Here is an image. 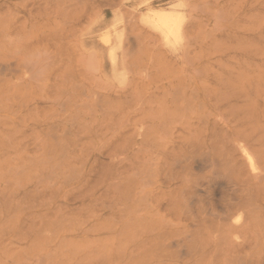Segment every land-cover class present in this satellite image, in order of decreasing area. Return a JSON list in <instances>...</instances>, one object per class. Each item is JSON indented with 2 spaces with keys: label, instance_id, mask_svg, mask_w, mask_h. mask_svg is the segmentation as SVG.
<instances>
[{
  "label": "rangeland",
  "instance_id": "rangeland-1",
  "mask_svg": "<svg viewBox=\"0 0 264 264\" xmlns=\"http://www.w3.org/2000/svg\"><path fill=\"white\" fill-rule=\"evenodd\" d=\"M1 1H7V4L2 6L0 3V264H223L221 261L226 253L222 250L215 251L211 256L208 251L193 250L184 239L193 232L190 228L193 224H201L198 230H205L210 237L215 231L216 236L219 215L223 216L230 205L234 208H230L229 212H237L235 207L237 203H242L240 199L251 206H247L248 209L259 203L255 197L259 189L253 188L242 194L229 179L232 175L229 163L222 166V170H231L230 173L225 171L223 174L219 166L227 162L228 156L243 166V156L235 148L238 130H243V135L249 133L253 136V132L264 135V84L261 82L264 81V0H150L153 5L149 6L153 9L170 11L174 17L181 19L182 29L178 38L163 41L149 29L141 27L142 31L125 26L121 29L125 39H115L110 48L103 45L101 38L110 34L114 39L118 28L113 24V13L106 7L89 11L95 20L74 24L63 20H32L27 15L29 8L24 9L23 6L35 0ZM136 5L131 9L136 10ZM32 13L38 14L37 11ZM138 30L141 31L139 34ZM199 31L201 36L196 37ZM196 38L207 41L201 48L204 55L197 60L191 59L187 53L188 42ZM223 47L232 48L224 50ZM111 50L115 57L113 64L106 56ZM94 52L103 58L100 73L88 58ZM151 53H154L153 56ZM165 61L173 69H183L188 77L192 74L199 76L200 84L210 81L219 87L221 83L218 80L215 82L211 74L216 71L222 75L226 86H222L219 92L220 95L225 92L230 100L219 102L222 112L213 107L209 111L214 110V122L220 119L219 114H225V120L230 121L226 126L231 128L229 137L232 139L224 141L226 147L221 146L222 149L218 150L219 146L214 148L208 138L203 145L192 138L185 140L183 137L188 134L186 128L189 127L187 112L186 119L177 117L182 116L177 113L167 116L166 125L165 119L162 120L166 132L158 138L160 141L156 139V143L151 144L148 138H145L146 143L143 139L132 140L134 146L129 144L128 148L123 146L122 149L132 134L128 130L138 127L145 130L150 125L148 118L127 113L133 111L128 103H124L125 100L129 102L132 96L128 91L130 77L140 70L146 73L167 70ZM126 62L133 65L128 66ZM87 65H92L93 70ZM117 93L122 95L123 102L119 103L124 104L120 108L123 113L114 116L116 121L109 133H104L102 127L105 123L100 115L102 108L97 104V98L92 101L88 95H114L117 99ZM218 99L213 97L211 105L217 106ZM234 104L246 108L252 106L249 108L254 110L256 129L251 128L253 121L248 123L245 120L250 110L243 107L239 110ZM233 106H236L233 111L237 108L239 114L229 112ZM240 119L243 123H236ZM184 124L186 126L183 127ZM117 131L127 133L117 141L111 140ZM116 145H120L117 147L119 150ZM212 155L222 157L217 160ZM59 163L61 165L58 166ZM215 163L224 176L217 175L220 173H217ZM133 179L138 186H132ZM130 180L132 184L128 187L133 189L131 193L128 187H124L125 184L121 187L125 191L128 188V194L122 192L123 189L119 190L121 187L117 189L116 185L113 186L117 181L127 183ZM166 181L171 184L169 188ZM137 182L144 185L140 186ZM180 187L184 192L178 191ZM169 191H173L170 203L162 196ZM129 193H133L130 198ZM132 207L134 211L130 209ZM168 209H171L169 216ZM123 211L126 214L124 218L120 217ZM165 215L173 221L172 230L165 227ZM214 220L216 225L213 228L210 222L214 223ZM141 223L146 225L144 228L147 231H143L140 225L141 228L137 227L142 229H139L142 234L133 235L137 230L134 227ZM122 232L129 235L125 237ZM133 236L137 238L132 241L130 238L133 239ZM241 238L237 241L244 244ZM249 243L254 247L252 241ZM245 246V249L234 248L237 252H230L231 255H227L224 261L243 264L241 256L251 252L250 244L245 243ZM179 250L186 252L180 254ZM107 253L109 257H106ZM215 253L221 255V260ZM150 257L154 259L150 261ZM254 264H264V257L254 261Z\"/></svg>",
  "mask_w": 264,
  "mask_h": 264
},
{
  "label": "bare ground",
  "instance_id": "bare-ground-1",
  "mask_svg": "<svg viewBox=\"0 0 264 264\" xmlns=\"http://www.w3.org/2000/svg\"><path fill=\"white\" fill-rule=\"evenodd\" d=\"M0 3H2V6L3 5H6L7 4V1H1ZM137 3V8L136 10H139L140 8H142L143 6H145L147 4V0H35V1H31L30 3L28 4H25L23 6L24 9H27V15L29 16V18L31 17L32 20H37V19H47V20H50V21H59V20H63V21H66V22H71V23H74V24H79V23H82L86 20H89L90 22L95 20V16L94 15H91L89 14V11H92L94 10L95 8H102V7H106L107 9H109L111 12L114 10V9H118V11H120L122 14H116V12H112L113 13V24H115V27L118 28L120 26H129L131 28H137L138 29V26L139 24H143L144 26L150 28L151 30H153L154 32L160 34L161 36H163L164 38H168V37H174L177 33V28H178V23L176 22V20L174 18H172L171 16L165 14V13H148L147 15H141V14H137L136 13V10L133 9L131 10L130 9V6L131 4H136ZM53 8V10H51ZM196 10V9H195ZM33 11H37L38 14H33L32 12ZM40 11H43L44 13H40ZM80 12V13H79ZM195 12V11H194ZM79 13V14H77ZM33 15V16H32ZM212 15V14H211ZM218 17V16H216ZM262 18V17H261ZM17 20H19V18H17ZM264 20V19H263ZM192 22V21H191ZM263 23V22H262ZM205 25V24H204ZM130 28V29H131ZM198 29V28H197ZM210 30V29H209ZM192 31V29H191ZM139 31L138 30V34H139ZM193 32V31H192ZM200 32V31H199ZM131 33H133L131 31ZM211 33V32H210ZM134 36H135V33H133ZM207 34V33H206ZM132 35V34H131ZM193 35V34H191ZM199 36H196V37H200L201 36V32L199 34H197ZM211 34H209L208 36H210ZM118 36V32L114 34V37ZM142 36V35H140ZM144 36V35H143ZM148 36V35H147ZM100 37V36H99ZM207 37V36H206ZM145 40H147L148 38L144 37ZM143 38V39H144ZM125 39V38H124ZM201 39V40H200ZM207 39V38H206ZM131 40V39H130ZM112 41L113 39H111V35L110 34H106L104 35L102 38H101V42L103 43V45L106 46V48H110L111 45H112ZM138 41V39L136 40ZM150 41V40H149ZM202 41V42H201ZM125 42V41H124ZM142 42V41H141ZM140 43V42H139ZM207 43V41L204 40V38H199V39H194L190 42H188V55L191 56V59H196L197 58L199 59V57L203 56L204 53H203V50L201 49L203 46V44ZM213 45V44H212ZM211 45V46H212ZM219 45V44H218ZM239 45V44H238ZM126 46V45H125ZM234 47V46H233ZM251 48L250 46H246V48ZM126 48V47H125ZM214 48V47H213ZM220 48V47H218ZM224 48V47H223ZM227 50L228 48H232V47H225ZM224 48V50H225ZM235 49L238 48V47H234ZM233 48V50H234ZM253 48V46H252ZM256 48V47H255ZM243 49H244V46H243ZM122 50V49H121ZM141 50V48H140ZM138 50V51H140ZM223 49H221V51H218L219 53L222 52ZM231 51V50H230ZM244 51V50H242ZM123 52V51H121ZM216 52V51H215ZM238 52V51H237ZM159 53V52H158ZM246 53V52H245ZM145 54V53H144ZM154 54V53H153ZM153 54L151 53V55L153 56ZM185 54V53H184ZM216 54V53H214ZM123 55V54H122ZM148 55V54H147ZM150 54L148 55L149 57L151 56ZM158 55H161V54H158ZM108 56L110 57V60H111V63L114 61V52L113 50H111L109 53H108ZM146 56V55H145ZM88 58L90 59L91 63L95 66V68L98 70V72L100 73L101 72V67H102V63H101V60H100V54H98L97 52H94L92 54H89L88 55ZM151 59H153L152 57H150ZM150 58H147L149 59V62L151 61ZM156 58H157V53H156ZM154 58L156 61L157 59ZM183 59V58H182ZM162 60V59H161ZM110 62V61H109ZM166 62V61H165ZM89 62V64H91ZM127 64L126 65H133L131 64V62H126ZM148 63V62H147ZM167 63V62H166ZM169 63V62H168ZM166 64V68L167 70H163L162 69H159V72H151V73H146L144 71H138L136 72L135 74H133L130 79H131V82H130V91L132 96H131V100H129V102H125L124 103H128V106L129 108H133V111H129L127 113H130L134 115V117L136 116H143V117H146L150 120V125L149 128L147 129V126L146 128H144L145 130H143L142 128H134L132 131L131 129L128 130L127 132H132L131 136L128 137L127 141L124 143V145H122V149H123V146H127V148L129 147V144H131L132 146L133 143H132V140H142L143 139V142L146 143L145 141V138L148 140L151 141V144H154L156 143V139L160 138L162 136L163 133L166 132V128L162 127V120L165 119V125H166V118L168 115H174L175 114H181L182 116H179V115H176L177 117H184L185 114H187V112L189 113V117L187 118V123L189 125V127H187L186 129L188 130V134L183 137L185 138V140L189 141L191 138L194 140V142L196 143H201L202 145L204 144V142L206 143L207 141V138L211 141V144L214 145V148L218 147L217 149L220 150L222 149L223 147H226L227 145L224 144V141L227 140L228 142V139L231 137L230 134H231V128H228V126H226L227 122H230V121H227L225 120V114H219L220 116V119L218 121H215L217 123H215L214 121H212V116L214 115V110H210V107H213L216 111L220 112L219 110L221 109V112H222V105L219 103V102H225V100H227V102L230 100V97L227 98L226 95H225V92H224V95L225 97H223V99L221 98L222 96L224 95H220V88L223 86L225 88L226 86V81L222 78V75L216 73L215 72H212L211 76L215 79V82H217L218 80V83H221V85H219V87L217 86H214L212 85V82L210 81H205L203 83H199V76L197 75H193L192 74V77H188L185 75V72L184 70H178V69H173V67H171L169 64ZM87 64H88V60H87ZM113 64V63H112ZM135 64V63H134ZM161 64V63H160ZM160 64H158L160 67ZM85 65H86V62H85ZM151 65V64H150ZM165 65V64H164ZM222 65V64H221ZM245 65V64H244ZM87 66H90V65H87ZM91 70H93L92 68V65L90 66ZM89 70V69H88ZM156 70V69H154ZM158 70V68H157ZM259 71V70H258ZM257 71V72H258ZM143 72L145 74H143ZM206 72V71H205ZM98 73V74H99ZM195 73V72H194ZM198 74V73H197ZM202 74V73H201ZM258 74V73H257ZM256 74V75H257ZM255 75V76H256ZM211 76L208 75V77L210 78ZM201 77V76H200ZM264 77V76H263ZM258 78V77H257ZM128 79V78H127ZM243 80V79H242ZM129 82V81H128ZM244 82V81H243ZM261 82H263L264 84V81L261 80ZM243 84V83H242ZM246 84V83H245ZM233 85V84H232ZM242 87V86H241ZM233 88V87H232ZM124 89V88H123ZM240 91V90H239ZM242 91V90H241ZM129 92V93H130ZM243 93V92H242ZM256 94V93H255ZM116 98L117 99H114V95H110V96H104L102 97V95L100 94H91V95H88L89 98L92 99V101L97 98V104L102 108L101 112H100V115L105 123V125H103L102 129L105 130L104 133H109V129L112 125L113 122L116 121V118H114V116L118 115V114H121L123 112H121V109L122 108L121 106H123L124 104H121L119 102H123L122 101V95L121 94H116ZM233 96V94H232ZM213 97H218L220 99H218L219 101L217 102V106H212L211 105V102H212V99ZM249 98V97H248ZM232 99V97H231ZM224 100V101H223ZM246 101H249L247 99H245ZM128 101V100H127ZM253 103V102H252ZM121 104V105H120ZM216 104V103H215ZM250 104V103H249ZM231 108V103L228 104ZM236 105V104H234ZM237 108H239V110L243 109L244 110H248L249 114L246 113V117H245V120H248V123H252L253 121V112L254 110H252V106H249V107H245V106H241L240 104L239 105H236ZM236 106H233L231 111L229 112H232L233 115H236V114H239V110H237V108H235L236 112L233 111V108L236 107ZM247 106V105H246ZM183 108V109H182ZM186 109V110H184ZM218 109V110H217ZM252 112V113H251ZM176 117V118H177ZM141 118V117H138V119ZM137 119V118H136ZM183 119V118H182ZM184 119H186V117H184ZM222 119V120H221ZM252 119V120H251ZM168 120V119H167ZM171 121V120H170ZM173 121V120H172ZM176 121V120H174ZM173 121V122H174ZM214 123H212V122ZM135 122V121H134ZM134 122H133V125H134ZM240 122V123H239ZM177 123V122H176ZM236 123H239V124H242L243 123V119H240V120H237ZM257 123V122H256ZM254 121L253 123L251 124V128L252 130L256 129V124ZM168 124V123H167ZM169 124H172V123H169ZM178 124V123H177ZM232 125V124H231ZM253 125V126H252ZM255 125V126H254ZM260 125V124H259ZM186 126V124L183 125V127ZM248 126V125H247ZM121 128V126H120ZM262 128V126H261ZM259 128V130L261 129ZM258 129V128H257ZM263 129V128H262ZM246 130V128H245ZM244 130L245 133H248ZM252 130L250 129V132H252ZM194 131V132H193ZM114 132V131H113ZM127 132H120V131H117V133L114 135L113 138H111V140H118V138L120 137H123L122 135L124 133H127ZM264 132V131H262ZM103 133V134H104ZM253 136L251 134H245L243 135V130H238L237 131V135H235V138H236V143H237V147L235 148H238L239 149V152L241 153V155L243 156V166H241L240 164H238V162L234 161V158L232 160L229 159V156L227 158V162L225 160L226 163H224L223 165L221 164V166H219V168L222 170V166H225L228 165L227 163H229L230 167H231V170H232V175L229 176V179L232 181H230L232 184L234 183L239 189L238 191H240L242 194L243 192L247 191L249 192L251 189L253 188H257L259 189V192L257 193V195L255 196L256 197V200H258V204L254 206V208H251V209H248L247 206H250L248 205H245V203H243V199H240V202L242 203H237L236 205V211L237 212H229L230 211V208H234L233 206L229 207V210H225L224 212V215L223 216H220L219 215V219L218 222H217V228L216 229V233H218L216 236H214L215 234V231H214V234L212 235L211 234V237L208 236V234L206 235V231L204 230H198V228H200V226H202L201 224H196V225H191L190 228H192L193 232H191L190 236L187 237L184 239V240H187L188 243L190 244V247H192V249L194 250H198L200 252H210L209 254H212L215 252V251H218V250H222L224 253L225 256L223 257L225 259V257H228L227 255H231L230 252H237L234 248L236 247H241L243 249L246 248L245 246V243H248L250 244V247L251 248V252L250 254H246V258L245 257H242L241 256V259H243V264H254V261H260L263 257H264V254H259V253H263L264 252V135L263 134H260V133H257V132H253L252 133ZM103 137L106 136V135H102ZM230 136V137H229ZM243 136H245V141L243 140ZM232 139V138H230ZM107 140H110V138H108ZM131 140V141H129ZM159 140V139H158ZM214 140V141H212ZM160 141V140H159ZM222 141V142H221ZM235 142V140H233ZM142 142V141H141ZM142 142V143H143ZM149 142V141H148ZM193 142V143H194ZM216 144H214V143ZM117 143V142H116ZM140 143V141H139ZM226 143V142H225ZM115 142L112 143V145L114 146ZM210 144V147L212 148L213 146H211ZM111 145V144H109ZM198 145V144H197ZM105 146V145H104ZM120 145H116V149L119 150V147ZM131 146V147H132ZM156 146V145H155ZM164 146V145H163ZM216 146V147H215ZM222 146V148H221ZM126 148V147H124ZM126 148V149H127ZM195 148V146H194ZM193 148V149H194ZM128 150V149H127ZM179 150V149H178ZM196 150V148H195ZM216 150V149H215ZM217 150V154L219 155L220 151L218 152ZM139 151V150H138ZM137 151V152H138ZM227 151V150H226ZM225 151V154L227 153ZM141 152V151H140ZM222 152V151H221ZM235 152V151H234ZM139 153V152H138ZM116 154V153H115ZM114 154V155H115ZM118 154V153H117ZM136 154V153H135ZM214 154V152H213ZM105 155V154H104ZM138 155V154H137ZM176 155V154H175ZM215 155V154H214ZM212 155L213 157H217V156H214ZM111 156V155H110ZM109 157V156H108ZM187 157V156H186ZM208 157V156H207ZM218 157H222V156H218ZM218 157H217V160H218ZM207 159V158H206ZM226 159V158H225ZM117 160V159H116ZM125 160V159H124ZM127 160V159H126ZM146 160V159H145ZM216 160V158L214 159ZM221 160V159H220ZM221 160V162H223ZM2 161V160H1ZM5 161V160H4ZM179 161V160H178ZM196 161V160H195ZM220 162V163H221ZM61 163V162H60ZM58 164L61 165V164ZM202 163V162H201ZM210 163V162H209ZM212 163H213V159H212ZM220 163H218L220 165ZM150 164V162H149ZM157 164V163H156ZM170 164V163H169ZM183 164V163H182ZM196 164V163H195ZM214 164V163H213ZM64 165V164H63ZM139 165V164H138ZM173 165V164H172ZM171 165V166H172ZM194 165V164H193ZM202 165V164H200ZM216 165V170H217V173H220V174H217L218 176L219 175H222L221 174V171H218L217 167L218 165L215 163ZM100 166V165H99ZM136 166V165H135ZM143 166H145V164H143ZM195 166V165H194ZM104 167V166H103ZM134 167V166H133ZM174 167V166H173ZM177 167V166H176ZM113 168V167H112ZM123 168V167H122ZM130 168V167H129ZM172 168V167H171ZM175 168V167H174ZM188 168V167H187ZM192 168V167H191ZM226 168V167H223V169ZM51 169V168H50ZM102 169V168H101ZM107 169V170H106ZM105 170L108 172V168H106ZM111 169V167H110ZM120 169V168H119ZM126 169V168H125ZM124 169V170H125ZM219 169V170H220ZM228 169V168H227ZM58 170V169H57ZM131 170V169H130ZM132 170H134V168H132ZM204 170V169H203ZM229 170V169H228ZM228 171L229 173L231 172ZM121 171V170H120ZM169 171V170H168ZM172 171V169H171ZM176 171V170H175ZM226 171V170H225ZM224 171V172H225ZM125 172V171H124ZM223 170H222V173L224 174ZM227 172V171H226ZM227 172V173H228ZM102 173V172H101ZM105 173V171H104ZM180 173V172H179ZM226 173V174H227ZM110 174V173H109ZM108 174V175H109ZM136 174V173H135ZM186 174V173H185ZM190 174V173H189ZM197 174V173H196ZM102 175V174H101ZM139 175V174H138ZM137 175V176H138ZM192 176V173L190 174ZM189 175V176H190ZM201 175V174H199ZM2 176V175H1ZM28 176V175H27ZM32 176V175H31ZM134 176V175H133ZM181 176V174H180ZM188 176V177H189ZM195 176V175H194ZM224 176V175H222ZM101 176H99L100 178ZM103 177V176H102ZM105 177V176H104ZM202 177V176H201ZM180 178V177H179ZM185 178V177H184ZM199 178V177H198ZM30 179V178H29ZM107 179V178H105ZM114 179V178H113ZM178 179V178H177ZM181 179L183 180V178L181 177ZM228 179V180H229ZM27 180V179H26ZM112 180V179H111ZM135 179H133L134 181ZM202 180V179H201ZM32 181V180H31ZM132 180H130L129 182L127 183H121L120 181H117L115 183H113V186L116 185L117 189L118 187H121L124 185V187H128L129 185L132 184L131 182ZM140 181V180H139ZM95 182V181H94ZM98 182V181H97ZM37 183V182H36ZM134 184H132L133 187H136L138 185L135 184V181L133 182ZM138 183V182H137ZM150 183V182H148ZM195 183V182H194ZM39 184V183H38ZM96 184V182H95ZM112 184V183H111ZM140 185V183H138ZM144 185V183H141V185ZM166 185H168V188L171 186L170 182L166 181L165 182ZM200 184V183H199ZM202 184V183H201ZM45 185V184H44ZM135 185V186H134ZM140 185V186H141ZM184 185V184H183ZM38 186V185H37ZM35 186V187H37ZM207 186V185H205ZM132 187V188H133ZM43 188V187H42ZM131 191L130 193L133 191V189H131V187H128ZM128 188L126 191H128ZM122 190L123 187L119 188V190ZM36 190V189H35ZM118 190V192H120ZM125 191L124 189L122 190V192ZM125 191V192H126ZM178 191L180 193L184 192L183 188L180 187L178 188ZM182 191V192H181ZM117 192V191H116ZM191 192V190H190ZM237 192V191H236ZM235 192V193H236ZM127 193V192H126ZM129 196H133V193ZM172 193L173 191H169L168 193H163L162 196L166 197L168 199V203H170L171 201V196H172ZM193 193V192H191ZM190 193V194H191ZM6 194V193H5ZM23 194V193H22ZM121 194V192L119 193ZM128 194V193H127ZM231 194V193H230ZM233 194V193H232ZM231 194V195H232ZM25 195V194H23ZM90 195V194H89ZM181 195V194H180ZM254 195V194H253ZM79 196V195H78ZM85 196V195H84ZM107 196V195H106ZM121 196V195H120ZM194 196V195H193ZM230 196V195H229ZM77 197V196H76ZM87 197V196H86ZM113 197V195H112ZM111 197V198H112ZM181 197V196H180ZM233 197V196H232ZM237 197V196H236ZM81 198V197H80ZM130 198V197H129ZM165 198V200H166ZM192 198V197H191ZM163 199V197H162ZM182 199V198H181ZM233 199V198H232ZM76 200V199H75ZM109 200V199H108ZM106 200V201H108ZM113 200V199H112ZM231 200V199H230ZM248 200V199H247ZM110 201V200H109ZM116 201V200H115ZM145 201V200H144ZM249 201V200H248ZM142 202V201H141ZM175 202V201H174ZM252 202V201H250ZM99 203V202H98ZM177 203V202H176ZM175 203V205H176ZM106 204V203H105ZM133 204V203H132ZM130 204V205H132ZM136 204V202H135ZM140 204V203H139ZM147 204V203H146ZM182 204V203H181ZM229 204V203H228ZM226 204V206L228 205ZM252 204V203H251ZM129 205V206H130ZM141 205V204H140ZM139 205V206H140ZM171 205V204H170ZM169 205V206H170ZM183 205V204H182ZM99 206L100 203H99ZM98 206V207H99ZM134 206V204H133ZM136 206V205H135ZM134 206V208H135ZM142 206V205H141ZM172 206V205H171ZM170 206V207H171ZM177 206V205H176ZM175 206V207H176ZM138 207V206H137ZM143 207V206H142ZM146 207V206H145ZM251 207V206H250ZM164 208V207H163ZM223 208V207H222ZM131 210H133V207L130 208ZM129 209V212H132L131 210ZM138 209V208H137ZM197 209V208H196ZM196 209L194 211H196ZM124 210V209H123ZM126 210V208H125ZM124 210V211H125ZM135 210V209H134ZM133 210V211H134ZM169 210V209H168ZM188 210V209H187ZM186 210V211H187ZM233 210V209H232ZM124 211L122 213V216L120 215V217H125L126 214H124ZM127 211H128V208H127ZM127 211L125 213H127ZM170 211L171 209L169 210V214L168 216L170 215ZM178 211V210H177ZM249 211H251L249 213ZM254 211H256L254 213ZM118 212V211H117ZM128 212V213H129ZM185 212V211H184ZM207 212V211H206ZM127 213V214H128ZM208 213V212H207ZM59 214V212L57 213ZM121 214V213H120ZM130 214V213H129ZM156 214V213H155ZM206 214V213H205ZM190 215V214H189ZM193 215V214H191ZM212 217H213V214H211ZM153 216V215H152ZM195 216H198V215H195ZM218 216V215H217ZM114 217V216H113ZM123 217V218H124ZM110 218V217H109ZM165 221H164V224H165V227H169L171 230L174 228V225H173V221L167 217L165 215ZM190 218V217H189ZM216 218V217H214ZM208 219V218H207ZM204 218V220H207ZM113 220V219H112ZM133 220V219H131ZM65 221V220H64ZM116 221V220H115ZM135 221V220H133ZM138 221V220H137ZM136 221V223H138ZM142 221V220H141ZM153 221V220H152ZM67 222V221H66ZM163 223V221H161ZM205 222V221H204ZM207 222V221H206ZM210 222V221H209ZM208 222V223H209ZM113 223V222H112ZM117 224V222H115ZM147 223V221H146ZM145 223V224H146ZM153 223V222H152ZM202 223V222H201ZM212 223V225L215 224V220H214V223L213 222H210ZM109 224V223H108ZM133 224V223H131ZM149 224V223H148ZM159 224H161L159 222ZM102 225V223H101ZM111 225V224H110ZM128 225V223H127ZM141 224L139 225H136L134 228L138 230L134 231L136 233L133 232V235L134 234H137V233H141L142 232H139V229L141 228L140 227ZM158 225V223L156 224ZM200 225V226H199ZM208 226L210 227L209 225L207 224H204V226ZM216 225V224H215ZM212 226L213 228L215 227ZM125 226V225H124ZM130 225H128L129 227ZM140 227L138 229V227ZM146 225H142V229L145 227ZM131 227V226H130ZM133 227V226H132ZM155 227V226H154ZM159 227V225L157 226ZM157 227H155L157 229ZM208 227H205L208 228ZM99 228V227H98ZM101 228V227H100ZM99 228V229H100ZM127 228V227H126ZM132 228V229H134ZM140 229V230H142ZM148 229V228H147ZM169 229V230H170ZM214 229V230H215ZM98 230V229H97ZM104 230V228H103ZM146 230V228L143 229V231ZM155 230V229H153ZM147 231V230H146ZM128 232V231H127ZM125 233V237H127L126 235H129L128 233ZM131 232V230L129 231V233ZM189 231H186L185 233H188ZM123 233V232H122ZM123 233V234H124ZM205 233V234H204ZM172 234V233H171ZM164 235V234H163ZM167 235V234H166ZM173 235V234H172ZM132 237V234L130 235ZM138 236V234H137ZM174 236V235H173ZM242 236V238H241ZM109 237V236H108ZM134 237L133 236V239L130 238V240H134ZM165 237V236H164ZM137 237H135L136 239ZM241 238V240H243V242H245L244 244H242L241 242H238L237 240ZM111 239V237H110ZM175 240V239H174ZM180 239L177 240V242L179 241ZM123 241V240H122ZM155 241V240H154ZM160 241V240H159ZM252 241V244L254 245V247H251V242ZM103 242V241H102ZM107 242H110L107 241ZM113 242V241H112ZM131 242V241H130ZM182 242V241H181ZM106 243V242H105ZM161 244V242H158V244ZM173 243V242H172ZM103 244V243H102ZM109 244V243H108ZM111 244V243H110ZM152 244V243H151ZM157 244V245H158ZM179 244V243H177ZM181 244V243H180ZM122 245V243H121ZM124 245V244H123ZM154 245V244H153ZM152 245V246H153ZM156 245V246H157ZM163 245V244H162ZM169 245V244H168ZM174 245V244H172ZM126 246V245H125ZM124 246V247H125ZM166 246V245H165ZM175 246V245H174ZM179 246V245H178ZM123 247V248H124ZM145 247V246H144ZM103 248V246H102ZM105 248V247H104ZM116 248V247H115ZM119 249L120 248V245L118 247ZM117 248V249H118ZM146 248V247H145ZM160 248V247H159ZM166 248V247H165ZM169 248V247H167ZM166 248V249H167ZM172 248V247H171ZM179 248V247H178ZM101 249V248H100ZM106 249V248H105ZM105 249H104V252H105ZM108 249V248H107ZM165 250V249H164ZM252 250H257L256 253L252 252ZM101 251H103V249H101ZM144 251V250H142ZM180 251V254H182L183 252ZM184 253L186 252L185 250H183ZM108 252H110L108 250ZM178 252V251H177ZM144 253V252H143ZM183 253V254H184ZM189 253V252H188ZM198 252H196L197 254ZM118 254V253H117ZM208 254V256H210ZM219 254V253H217ZM101 255V254H100ZM216 255V253L214 254ZM245 255V254H244ZM99 257V254L97 255ZM94 257V258H97ZM102 256V255H101ZM104 256V255H103ZM108 256V253L106 255V257ZM203 256V255H202ZM207 256V258H208ZM218 256V255H216ZM215 256V257H216ZM219 256H221L219 254ZM218 256V257H219ZM234 256V255H233ZM87 257H90V256H87ZM109 257V256H108ZM159 257V256H157ZM94 258H92L94 260ZM200 258V257H199ZM217 258V257H216ZM100 259V258H99ZM154 259V257H150V261H152ZM187 259V258H186ZM206 259V258H205ZM220 259V257H219ZM223 259V264H228L227 262H225ZM68 260V259H67ZM80 260V259H79ZM89 260V259H88ZM141 260V258H140ZM200 260V259H198ZM218 260V258L216 259ZM221 260V259H220ZM218 260V261H220ZM230 260V259H229ZM228 260V261H229ZM234 260L236 261V257H234ZM232 259V261H234ZM240 260V259H239ZM87 260H85L86 262ZM96 261V259H95ZM52 262V261H51ZM140 262V261H139ZM138 262V263H139ZM194 262V261H193ZM217 262V261H216ZM230 262V261H229ZM237 262V261H236ZM1 263V261H0ZM70 263V262H69ZM152 263V262H151ZM199 263V262H198ZM197 263V264H198ZM207 263V261H206ZM232 263V262H231ZM14 264V263H13ZM18 264V263H17ZM43 264V263H42ZM65 264V262H64ZM89 264V263H88ZM216 264V263H215ZM234 264H237L234 262ZM238 264H242V262H238Z\"/></svg>",
  "mask_w": 264,
  "mask_h": 264
},
{
  "label": "crops",
  "instance_id": "crops-1",
  "mask_svg": "<svg viewBox=\"0 0 264 264\" xmlns=\"http://www.w3.org/2000/svg\"><path fill=\"white\" fill-rule=\"evenodd\" d=\"M149 5H153L152 4V2L150 1V0H147V4L145 5V6H143L142 8H140L139 10H136V13L137 14H140V13H138L139 11H141V12H146L147 10H149V11H147L145 14H141V15H147L148 13H165V14H167V15H169V16H171L172 18H174L175 20H176V22L178 23V28H177V33H176V35L174 36V37H168V38H164L163 36H161L160 34H158V33H156V32H154L153 30H151L150 28H148V27H146V26H144L143 24H139V26H138V29H141V27H142V29L144 30V29H149V30H151L155 35H157L158 37H159V39H162L163 41L165 40V39H177L178 38V35H179V33H180V29H182V27H181V19L179 18V17H174L172 14H170L169 12L170 11H166V10H164V9H161V10H156V9H153L151 6H149ZM133 6V4H131V6H130V9H131V7ZM150 7V8H149ZM142 9H144V11H142ZM131 10H133V9H131ZM138 11V12H137ZM112 12H116V14L118 15H120V14H122L120 11H118V9H114ZM122 27H125V26H120V27H118V36H116V37H114V39H113V41H112V43L115 41V39H124L125 37H124V35H123V33H122V31H121V29H122ZM141 29V30H142ZM142 30V31H143ZM112 46V45H111ZM105 48V47H104ZM106 56H108V54L106 55ZM102 55L100 54V60H101V63H102ZM103 64V63H102ZM102 68V67H101Z\"/></svg>",
  "mask_w": 264,
  "mask_h": 264
}]
</instances>
